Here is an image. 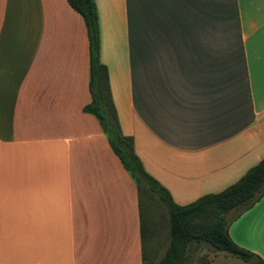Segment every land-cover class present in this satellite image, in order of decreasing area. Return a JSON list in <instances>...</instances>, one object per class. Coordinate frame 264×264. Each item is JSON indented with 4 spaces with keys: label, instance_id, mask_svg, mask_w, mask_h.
Returning <instances> with one entry per match:
<instances>
[{
    "label": "crops",
    "instance_id": "0c3cea01",
    "mask_svg": "<svg viewBox=\"0 0 264 264\" xmlns=\"http://www.w3.org/2000/svg\"><path fill=\"white\" fill-rule=\"evenodd\" d=\"M94 2L121 132L177 205L264 158V0ZM88 81L85 25L66 0H0V264L164 254L167 221L82 111ZM228 234L264 260V195ZM208 264L250 263L212 252Z\"/></svg>",
    "mask_w": 264,
    "mask_h": 264
},
{
    "label": "trees",
    "instance_id": "16d2710c",
    "mask_svg": "<svg viewBox=\"0 0 264 264\" xmlns=\"http://www.w3.org/2000/svg\"><path fill=\"white\" fill-rule=\"evenodd\" d=\"M66 2L82 18L88 40L90 102L82 111L98 122L110 149L132 179L139 197L145 198L143 195L149 193L166 209L168 244L163 256L154 264H190L188 253L193 245H204L213 253L223 252L250 264H264L257 254L236 245L228 234V225L264 195V158L220 192L202 195L186 205L175 204L168 191L145 171L134 152L133 139L121 132L110 94L107 69L100 59L98 15L94 0ZM209 262L210 258L198 264Z\"/></svg>",
    "mask_w": 264,
    "mask_h": 264
},
{
    "label": "rangeland",
    "instance_id": "374dc122",
    "mask_svg": "<svg viewBox=\"0 0 264 264\" xmlns=\"http://www.w3.org/2000/svg\"><path fill=\"white\" fill-rule=\"evenodd\" d=\"M222 31L220 25L218 23H215V42L219 41L222 35L220 34ZM229 33L225 37H229V39L233 42H236L237 39L236 37V31H228ZM227 40V39H226ZM138 157V156H137ZM141 161V160H140ZM161 185V184H160ZM143 193H148L147 191H142ZM143 197H148L149 198V203L151 204V211H153L154 215H156L159 218H164V222L167 221V212L166 209L161 207V204L159 201L156 199V197L152 196L151 194L148 193V195H143ZM177 199V198H176ZM175 203V200H173ZM177 204V202L175 203ZM142 206L144 208V203H142ZM165 210V211H164ZM166 212V213H165ZM168 226V225H167ZM168 229V228H167ZM212 251L209 250L206 246L204 245H193L191 249L189 250V262L190 264H198L200 261L204 259H209L211 256Z\"/></svg>",
    "mask_w": 264,
    "mask_h": 264
}]
</instances>
